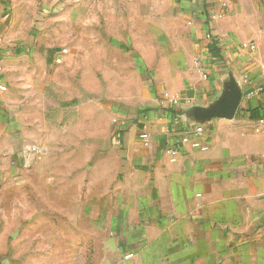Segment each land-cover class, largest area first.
Here are the masks:
<instances>
[{"label":"crops","instance_id":"obj_1","mask_svg":"<svg viewBox=\"0 0 264 264\" xmlns=\"http://www.w3.org/2000/svg\"><path fill=\"white\" fill-rule=\"evenodd\" d=\"M166 1L173 14L163 22L173 26L147 22L142 39L149 45L132 49L102 37L113 47L97 49L98 70L115 72L117 81L102 83L97 94L115 123V147L63 150L85 154L80 177L89 186L96 169L92 183L101 186L82 195L81 215L97 221L91 231L104 264H264V0ZM79 7L68 0H0V82L7 90L16 72H35L37 87L44 80L40 65L12 64L41 39L37 19L64 13L76 22ZM214 41L217 53L209 49ZM232 91L239 95L235 115L212 118L196 136L205 112ZM185 136L200 146L184 143ZM42 150L49 154L50 147ZM40 153L35 169L44 163ZM90 154L99 155L97 163Z\"/></svg>","mask_w":264,"mask_h":264},{"label":"rangeland","instance_id":"obj_2","mask_svg":"<svg viewBox=\"0 0 264 264\" xmlns=\"http://www.w3.org/2000/svg\"><path fill=\"white\" fill-rule=\"evenodd\" d=\"M68 1L73 8L83 6V16L76 22L64 13L37 19L41 39L22 60L12 63L16 68L19 64L40 65L45 76L40 86H35V72H16L3 93L0 264H104L97 235L91 231L97 228V221L90 223L92 218L81 215L82 195L101 187L92 183L96 169L86 186L85 178L80 177L85 154L63 150L115 147L109 106L103 108L97 99L104 90L102 83L116 81L115 72L98 70L97 49L113 47L103 44L102 37L120 38L123 47L133 49L149 45L142 39L147 22L154 29L173 26L163 22V17L173 14L166 0ZM122 58V69H126ZM123 75L124 79L129 73ZM29 146L50 147L49 154L43 155L42 150L39 155L44 160L41 168H33L34 159L24 157L23 148ZM98 157L90 154V163H97Z\"/></svg>","mask_w":264,"mask_h":264},{"label":"built area","instance_id":"obj_3","mask_svg":"<svg viewBox=\"0 0 264 264\" xmlns=\"http://www.w3.org/2000/svg\"><path fill=\"white\" fill-rule=\"evenodd\" d=\"M195 66H196V68L199 71H202L203 77L206 78L207 74L203 70L204 64L202 63V61L201 60H196ZM1 71H2V65L0 63V73H1ZM259 89L260 90H264V85L261 86ZM5 90H7V86L0 82V91H5ZM205 130H206L205 124H201V125L195 127L193 132H194V134L196 136H203L204 133H205ZM140 136H141V139L146 144L150 143L151 138H150L149 133L146 130H143L141 132ZM182 141L184 143H191L194 147L200 146V143H198L197 141L192 140V138L188 137V136L183 137ZM40 151H41L40 146L24 147L23 148V155H24L25 158L27 157V158H33L34 159V157H36L40 153ZM170 152H171V155L174 156V157L178 153L177 150H171Z\"/></svg>","mask_w":264,"mask_h":264},{"label":"water","instance_id":"obj_4","mask_svg":"<svg viewBox=\"0 0 264 264\" xmlns=\"http://www.w3.org/2000/svg\"><path fill=\"white\" fill-rule=\"evenodd\" d=\"M239 102V95L232 91L228 98L221 102L218 109L206 111L202 124H206L214 117H233Z\"/></svg>","mask_w":264,"mask_h":264},{"label":"trees","instance_id":"obj_5","mask_svg":"<svg viewBox=\"0 0 264 264\" xmlns=\"http://www.w3.org/2000/svg\"><path fill=\"white\" fill-rule=\"evenodd\" d=\"M209 49L211 50V52L217 53L219 51V47L217 45V42L214 41L213 44H210Z\"/></svg>","mask_w":264,"mask_h":264}]
</instances>
